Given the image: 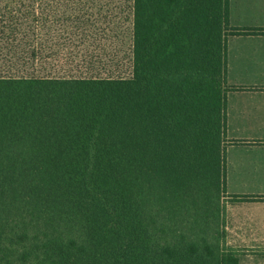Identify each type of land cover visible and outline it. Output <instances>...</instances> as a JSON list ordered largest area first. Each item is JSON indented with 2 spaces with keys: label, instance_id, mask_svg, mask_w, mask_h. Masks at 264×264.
<instances>
[{
  "label": "trees",
  "instance_id": "16d2710c",
  "mask_svg": "<svg viewBox=\"0 0 264 264\" xmlns=\"http://www.w3.org/2000/svg\"><path fill=\"white\" fill-rule=\"evenodd\" d=\"M117 8L0 0V264H237L229 0H128L126 51Z\"/></svg>",
  "mask_w": 264,
  "mask_h": 264
},
{
  "label": "crops",
  "instance_id": "0c3cea01",
  "mask_svg": "<svg viewBox=\"0 0 264 264\" xmlns=\"http://www.w3.org/2000/svg\"><path fill=\"white\" fill-rule=\"evenodd\" d=\"M229 23L242 30L227 40L226 85L233 88L227 95L226 172L229 182L252 183L253 190L234 194L227 187V193L264 197V0H229ZM235 199L228 213L237 240L232 244L264 246V217H255L264 215V200Z\"/></svg>",
  "mask_w": 264,
  "mask_h": 264
},
{
  "label": "rangeland",
  "instance_id": "374dc122",
  "mask_svg": "<svg viewBox=\"0 0 264 264\" xmlns=\"http://www.w3.org/2000/svg\"><path fill=\"white\" fill-rule=\"evenodd\" d=\"M127 3L128 0H116V5L118 6V8H117V18L115 19V21L117 23L116 31L119 33V36L117 37L118 38L117 43L121 49H124V51H126L128 47V38L125 32L126 26L128 25V22L126 20V15L128 13ZM109 43L110 42L107 41L106 45L107 47L110 48ZM112 68H114V66H112ZM36 69L40 70V72L44 74L51 73L55 75H79L83 72L89 71L88 70L89 68H86L84 66L81 67L77 66L75 62L62 63L61 61L60 64L57 65H46L43 67L41 65H38L36 66ZM121 69L126 70L128 73L129 66L125 64L124 66L121 67ZM252 186H253L252 183H241L237 181L229 182L226 172V190L227 187H230L231 191L235 192L234 194L247 193L253 190ZM234 199L235 197L229 195L227 191L224 193V196L222 198V203L223 205H225L226 208L225 214L224 216H222V220H223L222 225H225L226 232L224 233V237H222L221 239L223 248H225V252H226L225 254L228 255V257H231V259H237L238 262L237 264H264V246H248V245L232 244L235 243L237 240L233 238L234 235L233 228L235 225L231 223V221H229L228 213L231 212L230 208L232 206V203L234 202ZM244 204H248V203H244ZM250 210L253 209L250 208L249 211ZM232 212H234V210ZM236 213L239 212L237 211ZM255 217L256 218L264 217V215L262 214L260 215L256 213ZM254 226H258V225H254ZM255 259H258V261H255Z\"/></svg>",
  "mask_w": 264,
  "mask_h": 264
}]
</instances>
